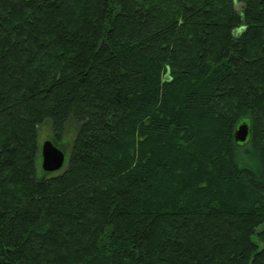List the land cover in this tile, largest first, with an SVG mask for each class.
I'll return each instance as SVG.
<instances>
[{
	"label": "trees",
	"instance_id": "trees-1",
	"mask_svg": "<svg viewBox=\"0 0 264 264\" xmlns=\"http://www.w3.org/2000/svg\"><path fill=\"white\" fill-rule=\"evenodd\" d=\"M0 264H264V0H0Z\"/></svg>",
	"mask_w": 264,
	"mask_h": 264
},
{
	"label": "water",
	"instance_id": "water-1",
	"mask_svg": "<svg viewBox=\"0 0 264 264\" xmlns=\"http://www.w3.org/2000/svg\"><path fill=\"white\" fill-rule=\"evenodd\" d=\"M251 126L243 120L239 123L235 140L238 143H245L250 137ZM42 169L47 173H54L61 170L66 163V153L62 150L53 139H47L41 146Z\"/></svg>",
	"mask_w": 264,
	"mask_h": 264
},
{
	"label": "rangeland",
	"instance_id": "rangeland-1",
	"mask_svg": "<svg viewBox=\"0 0 264 264\" xmlns=\"http://www.w3.org/2000/svg\"><path fill=\"white\" fill-rule=\"evenodd\" d=\"M237 8L241 10V6L239 3L236 4ZM79 123L75 120H70L65 128L64 135H63V141L61 145H58L64 152L66 153V160L69 157V154L71 153V148L74 142V139L76 137L77 131H78ZM53 123L50 120L45 121L39 129V144L42 146L43 142L47 139H52L54 135V129H53ZM41 150V148H40ZM66 165V163H65ZM57 171L56 174L62 173L66 166ZM42 156L41 159L38 162V175H42Z\"/></svg>",
	"mask_w": 264,
	"mask_h": 264
},
{
	"label": "bare ground",
	"instance_id": "bare-ground-1",
	"mask_svg": "<svg viewBox=\"0 0 264 264\" xmlns=\"http://www.w3.org/2000/svg\"><path fill=\"white\" fill-rule=\"evenodd\" d=\"M41 156H42V154H41Z\"/></svg>",
	"mask_w": 264,
	"mask_h": 264
}]
</instances>
